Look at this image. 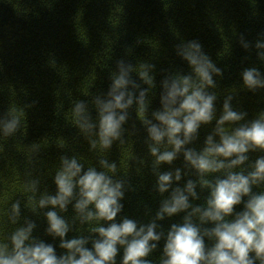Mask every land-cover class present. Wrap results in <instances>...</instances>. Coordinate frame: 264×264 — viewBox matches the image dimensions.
I'll return each instance as SVG.
<instances>
[{
    "label": "clouds",
    "instance_id": "obj_1",
    "mask_svg": "<svg viewBox=\"0 0 264 264\" xmlns=\"http://www.w3.org/2000/svg\"><path fill=\"white\" fill-rule=\"evenodd\" d=\"M239 43L245 50L254 47L257 58L264 62V33L254 45L241 34ZM175 51L191 71L164 76L159 84L160 107L150 117V96L157 87L153 75L156 66L146 61L133 65L118 59L106 92L92 95L89 101L75 100L74 126L88 140L90 149L98 152L101 170L91 165L85 169L80 158L62 155L54 175L55 194L45 191L37 198L36 179L24 185L29 194L27 206L31 205L34 213L51 208L43 213L46 233L59 238V247L65 252L58 256L52 244L34 237V221L24 218L17 226L21 219L17 200L0 223V264H116L121 248V264H153L148 257L162 239L158 264H264V190L253 191L254 186L264 185V155L247 163L249 152H264V111L246 120L247 113L232 105L233 90L225 96L217 116L218 94L210 89L217 88L214 77L222 76V69L198 40H182ZM240 76L249 91L264 89V73L256 66L245 67ZM133 108L147 134L154 188L161 196L168 194L146 224L126 216L117 221L128 184L116 178L117 164L105 157L114 142L126 143L124 125ZM213 121L215 126L204 146L200 150L189 147L198 139L201 126ZM21 127L20 117L11 110L0 116V137L12 136ZM38 150V145L32 146L34 153ZM181 155L183 169L160 170L161 165H172ZM190 172L197 179H187L181 187L179 182ZM197 187L208 194L202 204L194 205L192 201L200 199ZM242 202L243 210L235 212V206ZM69 205L75 213L71 222L60 214ZM179 213H185L182 222L171 224L167 232L158 224ZM77 222L88 226V235L66 238ZM9 224L13 226L10 231Z\"/></svg>",
    "mask_w": 264,
    "mask_h": 264
},
{
    "label": "trees",
    "instance_id": "obj_2",
    "mask_svg": "<svg viewBox=\"0 0 264 264\" xmlns=\"http://www.w3.org/2000/svg\"><path fill=\"white\" fill-rule=\"evenodd\" d=\"M261 33L264 0H0V116L11 110L22 121L14 135L0 137V223L6 220L7 208L19 200L21 219L17 226L24 218L34 221L33 236L52 244L58 256L64 254L59 238L46 233L48 224L43 213L51 208L34 213L31 205L27 206L29 194L24 185L36 179L37 198L45 191L55 194L54 175L62 155L80 158L85 169L91 165L101 170L98 152L90 149L88 140L74 126L72 105L77 99L89 101L92 95L106 92L120 58L133 65L146 61L156 66L153 75L157 87L150 96V117L160 107L159 84L164 76L191 71L176 55L175 46L182 40H198L223 72L214 77L217 88L210 89L218 94L217 116L225 96L235 90L233 107L246 112V120L256 118L264 111V89L249 91L240 73L251 66L264 73V62L257 58L254 47H241L239 37L242 34L254 45ZM91 111L95 117V110ZM214 126L215 121L202 125L198 139L189 147L200 150ZM124 127L126 143L116 141L105 153L117 164L116 178L128 184L117 221L126 216L146 224L168 194L161 196L154 188L156 177L145 143L147 134L134 108ZM33 145L39 146L35 153ZM247 155L250 163L264 152ZM134 158L145 163L141 165ZM174 168H184L182 155L172 165L160 166L161 171ZM187 179L197 177L190 172L179 185L183 187ZM262 190L264 185L253 187L254 192ZM197 192L200 199L192 201L194 205L202 204L208 194L199 187ZM242 210L243 202L235 206V212ZM60 214L69 222L75 215L72 205ZM184 215L166 217L158 224L167 232L171 224L182 222ZM7 227L10 231L13 226ZM87 227L77 222L66 238L88 235ZM205 242L211 245L207 238ZM163 244L162 239L148 257L153 264H158ZM122 254L121 248L116 264H121Z\"/></svg>",
    "mask_w": 264,
    "mask_h": 264
}]
</instances>
